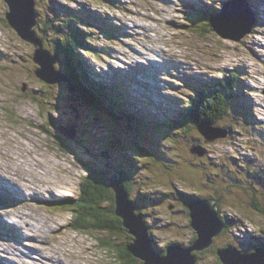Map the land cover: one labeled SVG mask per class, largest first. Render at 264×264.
<instances>
[{"label": "rangeland", "instance_id": "rangeland-1", "mask_svg": "<svg viewBox=\"0 0 264 264\" xmlns=\"http://www.w3.org/2000/svg\"><path fill=\"white\" fill-rule=\"evenodd\" d=\"M112 1L115 6L108 5L105 0H38L34 10L38 20L36 30L43 28L47 20L56 23L55 9L59 16H64L66 8L80 14L85 9L88 14L81 17L90 15L94 20L85 19L86 23L80 27L95 40L93 46L101 60L86 52H80V60L95 81L106 79L111 88L117 84L124 85L126 89L118 86L126 94L124 100L130 102L128 104L136 109L139 119L145 124L163 126L169 120L179 119L181 106L192 95L187 94L185 88L199 81L208 84L203 78L217 77L218 80L222 77L218 70H233L235 64L248 65L245 80L254 79L260 83V88H264V66L247 57V52L264 56V23L260 22L256 27L257 33L252 30L253 34L244 38L245 48L241 43L221 39L214 33L212 25L206 26L211 34L208 32L205 37L182 27L192 12L191 0ZM218 2L202 0L199 5L207 9L211 4L217 6ZM257 8L264 13V6ZM9 11L7 2L0 0V53H3L0 57V174L5 177L3 183L9 194L14 195L6 197L7 191L0 189V199L4 202L0 214L7 216V220L0 219V264H35L31 261L32 256L38 257L43 264H121L114 251L98 246L97 239L111 238L106 231L73 230V211L61 200L74 204L85 191L81 184L84 172L75 157L83 158L82 161L94 166L96 171L99 166L101 169L104 167L111 173L110 177H113V172H125L122 176L125 182H130L131 196H136V204L145 214L150 235L160 252L167 245L189 247L195 232L190 227L187 205L193 200H212L211 195L215 194L226 196L222 202L217 199L216 206L219 214L229 219L230 226L214 238L209 250L194 252L196 264L221 263L216 251L227 246H233L242 253L253 251V245L264 247L262 93L253 97L255 102L250 103V106H260L256 110L259 126L244 116H236V135L233 136L232 130L227 129L228 135L226 128H222L224 120L217 124L205 121L199 126V123H190L188 135L180 131L175 134L172 128L167 137L161 135L165 130L163 127L150 132L143 130L152 136L155 131L161 132L157 135L165 159L160 168L156 164L154 167L153 161H147L144 165L150 168L145 170L139 165L141 161L127 152V148H116V145L125 146L122 143L127 145L130 140L129 134L122 132H116V140L108 153H100V149L94 147L95 154L90 153V157L77 149L75 140L85 128H89L86 120L96 122L95 118H81L73 109L64 107L68 106L66 101H58L57 104L55 99L63 97L61 89L56 84H52L53 87L35 79L39 67L33 63V46L17 36L9 26L5 19ZM218 16L215 13L211 18L225 22ZM222 24L228 26L227 23ZM102 25L105 30L107 27L112 29L114 36L106 37L99 29ZM51 38L47 36L45 41L50 42L47 39ZM252 40L262 47L253 45L250 48L246 42ZM227 49L237 50V53ZM144 71L155 78L150 81ZM45 92H52L48 97L55 101L47 104ZM66 94L71 97L68 92ZM239 101L241 109L251 114L247 100L240 97ZM175 105L178 106L175 108ZM198 108L202 109L199 105L194 113H198ZM49 120H55L63 127H57V135L62 142L58 141ZM246 121L250 123L247 125ZM206 124L217 130L204 134L202 130ZM79 126L80 131L77 130ZM64 127H74L75 138L69 139L67 136L73 132L62 130ZM244 131L256 133L257 141L238 137ZM141 139L143 141V138L138 141ZM63 144L73 147L76 153L72 155ZM125 157L131 160L122 161ZM218 157L229 161V169H238L234 164L239 166L238 174L236 171L222 173ZM231 176L236 178V182L230 181ZM11 185L23 193L17 194ZM35 192H40V195L33 194ZM25 198L27 200L20 205L11 203ZM127 201L134 207V202L128 198ZM17 216L23 220L18 221ZM7 224H12L13 230ZM113 242L125 244V237L119 234ZM5 245L9 246L8 254L3 251ZM32 249H36L38 254ZM20 257L23 262L19 261ZM140 261L136 264H142Z\"/></svg>", "mask_w": 264, "mask_h": 264}, {"label": "trees", "instance_id": "trees-1", "mask_svg": "<svg viewBox=\"0 0 264 264\" xmlns=\"http://www.w3.org/2000/svg\"><path fill=\"white\" fill-rule=\"evenodd\" d=\"M105 1L108 5L115 6L112 0ZM69 14H71V17L73 16L71 12H69ZM214 14L215 12H209L210 16ZM201 15L203 17H209L206 15V13ZM208 22V20L203 18L198 19L197 17L191 15L186 20V23L182 24L181 26L185 27V29L190 32L197 33L199 36L205 37L207 36L205 34L210 32L209 28L206 27L210 26ZM82 23H84L83 20L73 18H68L66 20L56 18L57 27L54 29L53 33L49 32L50 27H48L51 26V22H44L43 28L38 29L39 33L37 31L38 36H40L42 39L44 48L47 49L52 55H56L58 58V63L56 64L55 68L61 74L66 75L72 82L73 87L77 89L76 94L80 99L81 109H85L88 114H98L101 125L103 123L105 128H113V131H111L107 138L106 136L99 137L93 132V126L98 124L92 125L89 123L90 130L85 128V131L83 133L81 132L80 136L75 140L77 149H80L82 153L91 157L96 151L94 147L110 151L112 149V143L115 142L117 137L116 131L118 133L122 132L123 134H129L130 136V140H128L129 147L126 146L125 143H122L125 146L116 145V148H127V152L133 154L134 158L136 157L141 161L139 164L140 167L147 170V168L150 167L143 164L145 160L153 161L154 167L156 164V167L160 168V165H162V161L165 159V157L162 152V148L159 145L162 143L160 139H158V135H160L161 132L155 131L152 133L154 134L152 136L147 132L145 133L143 130L150 132L157 127H163L165 128L164 131L163 128H160V130L163 131L161 134L163 137H167L169 135L170 128L175 131V134L180 131V133L182 132L188 135V124L190 123L196 125L198 123L200 124L205 121H210L211 123L217 124L224 120V125L222 124V128H227L229 131L232 130V132H230L232 136L236 135L235 129L231 128L229 126L230 123L228 121L226 122L224 118L227 113H231L228 111H232L231 105H233L232 100L234 99L233 89L238 84L236 76H233V79L223 82L225 88L221 84H216L212 86L211 90L204 89L203 93L208 95L206 98L193 96L191 99H189L183 106L181 113H179V119L169 120V122L163 126H151L148 122L145 124L142 122L143 120L139 119V114L136 112V109L132 108V105L128 104L130 102L124 100V98H126V94L125 92L122 93V91L119 89L120 86L118 87V84L117 86H114V88H111L109 84L105 85L87 79L88 75L85 70L84 62L79 58V52L83 50L86 53H92L95 55V57H98L99 60H101V57L97 54L95 48L88 44L92 43V45H94V39L86 36L84 32H81V30L77 28V25ZM65 26L66 28H64ZM209 34H211V32ZM47 36L52 37L51 39H47L50 42L45 41ZM35 79H38V81L45 85H51L54 87V85L47 84L38 76H36ZM57 87L61 89L63 97H60V99L56 98V103L58 104V101H66L68 106H70L71 102H69V96L66 94L67 85L64 83L60 86L57 85ZM51 93L45 92V102L47 104H51L54 100V98L49 99V97H51ZM199 105L202 109L199 110L198 108V113H194V111H196V107H199ZM203 112H205V115ZM234 112L236 113V110H234ZM80 113L82 112L80 111ZM80 116L83 118V115L80 114ZM251 118L252 115L246 119L251 120L252 124L256 125ZM228 119L234 123V120H232L230 114L228 115ZM49 125L53 128L54 133H56L58 141L62 142L59 135H57V127H59V123L55 122V120H49ZM80 128L81 126H79L77 130L80 131ZM251 135L254 138L258 137L256 133ZM150 136L154 137V139H152ZM140 138H143V141L142 139L141 142L138 141ZM63 145L65 146V149L70 151L72 155L76 153V151L73 150V147L66 146L65 144ZM75 158L78 165L82 167L81 169H83L84 172L81 184L85 191L83 192L81 199L74 204H70L71 201L62 202L73 211L72 213L74 217L72 220L75 221L73 229L76 231H106L111 238L97 239L98 246L103 249L114 251L121 264H136L138 261H140V259L135 257L127 250L129 244L133 242L134 236L128 233L127 228L123 224V219L118 216L116 212L114 193L109 186L110 182L112 181V177H110L111 173L104 167L101 169V166H99L98 170L96 171L94 166L88 165L86 161L83 162V158ZM124 160L130 161L131 158L125 157L122 161ZM163 166L166 169L165 165ZM235 167L240 169L237 165ZM238 169H236L237 172ZM118 173L122 175L125 172ZM164 173L168 174L166 171H164ZM126 175H129V173ZM230 181L236 182V178L231 176ZM129 183L130 182L125 183L124 190L126 194H128V199H130L136 205L137 198L136 196H131V193L133 192L131 190L132 186L131 184L129 186ZM211 198H214V200L218 199L222 202L226 196L224 197V195L215 194L211 195ZM140 210V208L136 207V212L143 217L144 223L149 230L150 225L146 221L145 214L140 212ZM262 214H264V212ZM229 222V219L224 221L226 227L230 226ZM119 234H123L125 237V244L116 245L113 242V240L118 238ZM195 240H197V236L193 238V241ZM141 263L143 264V262ZM219 264L223 263L221 262Z\"/></svg>", "mask_w": 264, "mask_h": 264}, {"label": "water", "instance_id": "water-1", "mask_svg": "<svg viewBox=\"0 0 264 264\" xmlns=\"http://www.w3.org/2000/svg\"><path fill=\"white\" fill-rule=\"evenodd\" d=\"M10 8L6 19L14 32L22 40L32 44L35 48L33 61L39 65L36 75L46 82L47 84L60 85L65 83L67 85V92L71 94L69 99L72 103H79L77 89L73 87L72 82L66 76L61 74L55 68L58 62L56 55H51L42 43V40L37 36L34 30L37 26V18L34 11V0H5ZM234 16V21H230V16ZM218 19L225 20L222 23H227L228 26L224 27L221 23L218 29H228L236 35L237 38L247 32L252 23V15L249 12L244 0H234L224 6V10ZM223 32V31H222ZM29 34V36L27 35ZM226 33V32H225ZM233 38V37H231ZM74 96V98H72ZM74 112H78L77 107L73 106ZM201 128L202 132H213L217 128L211 127L210 124L204 125ZM210 126V127H209ZM74 127L65 128L62 130L73 132L67 137L75 138ZM224 132V131H223ZM115 192V205L117 215L123 219V224L127 228L128 233L134 236L133 244L128 246V251L135 257L139 258L143 264H196V256L194 252L204 251L208 249L214 238L218 237L223 231L224 225L219 218L215 208V204L210 200H193L188 203V212L190 218V227L193 229L197 236V240L188 247L179 244L169 245L164 251L163 256H160L154 249L152 239L148 234V229L144 224L142 217L135 215L134 209L127 198L121 185L111 186ZM219 260L223 264H264V250H257L256 253L244 255L235 248L229 246L222 250H217Z\"/></svg>", "mask_w": 264, "mask_h": 264}, {"label": "bare ground", "instance_id": "bare-ground-1", "mask_svg": "<svg viewBox=\"0 0 264 264\" xmlns=\"http://www.w3.org/2000/svg\"><path fill=\"white\" fill-rule=\"evenodd\" d=\"M215 15V14H214ZM214 15H211V17L212 16H214ZM217 24H218V26H219V24H221V23H219V22H217ZM127 68V67H126ZM240 70V69H239ZM242 72V71H241ZM243 73V72H242ZM141 127V126H140ZM35 160V159H34ZM16 174V173H15ZM0 177L2 178V180H3V178H5L2 174H0ZM8 181H10V180H8ZM11 182V181H10ZM12 186V185H11ZM12 188H14V189H16V192H17V194H19V195H21L22 193H23V190H19V189H17L18 187H13L12 186ZM33 194H35V195H40V192L38 193V192H35V193H33ZM25 200H27V198H25V199H21V201H25ZM61 202H65V201H63V200H61ZM17 219H18V221H21V220H23L20 216H17ZM9 228H11L12 230H13V227L14 226H11V225H7ZM5 234H8L7 232L5 233ZM31 238H33V236H31ZM7 249H9V246L8 245H5L4 246V249H3V251H4V253H7ZM209 250V249H208ZM32 251H34V252H36L37 254H38V252H37V250L36 249H32ZM8 254V253H7ZM21 258V257H20ZM19 258V259H20ZM19 261H21V262H23V259L21 258ZM31 261H32V263H35V264H37V263H39V264H43L42 263V261L38 258V257H34V256H32L31 257Z\"/></svg>", "mask_w": 264, "mask_h": 264}, {"label": "flooded vegetation", "instance_id": "flooded-vegetation-1", "mask_svg": "<svg viewBox=\"0 0 264 264\" xmlns=\"http://www.w3.org/2000/svg\"><path fill=\"white\" fill-rule=\"evenodd\" d=\"M186 214H187V212H186Z\"/></svg>", "mask_w": 264, "mask_h": 264}]
</instances>
